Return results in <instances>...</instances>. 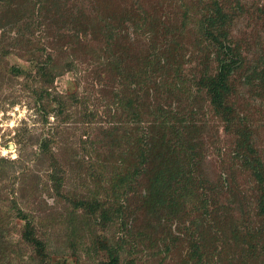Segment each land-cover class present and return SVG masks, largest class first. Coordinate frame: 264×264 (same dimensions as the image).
<instances>
[{"label":"rangeland","instance_id":"rangeland-1","mask_svg":"<svg viewBox=\"0 0 264 264\" xmlns=\"http://www.w3.org/2000/svg\"><path fill=\"white\" fill-rule=\"evenodd\" d=\"M213 1L231 16L227 31L242 63L233 76L236 93L231 99L238 114L245 116L250 143L264 167V0H0V264L41 263L20 239L26 219L45 240L48 260L42 264H104L117 238H121L123 262L178 264L184 257L187 243L180 239L177 223L140 208L149 187L142 179L123 203L122 220L129 232L121 229L120 219L107 222L98 212L86 216L85 223L83 206L73 209L71 205L84 194L104 195L102 187L109 183L90 178L89 161L102 162L107 155L131 150L134 134L139 132L116 102L121 87L117 75L108 71L103 53L106 23L120 18L152 20L155 41L162 44L159 49L168 47L166 40H175L174 52L182 55L181 70L189 79L197 67L194 55L202 54L194 43L193 24ZM69 15L79 17L75 20L78 31ZM82 24L87 34L79 30ZM127 36L131 43L135 34L128 31ZM121 42L130 45L124 39ZM131 46L143 49L142 42L133 41ZM39 60L51 63L49 95L41 97L42 82L36 74ZM185 89L178 99L166 92L147 102L179 110L185 117L191 106L195 108L194 121L203 125L197 173L203 185L198 192L209 198L210 218L212 211L218 213L220 235L211 244L234 264H239L240 255L246 256L248 264H264L257 231L262 220L256 216L257 187L251 169L234 154L232 134L223 122L206 102L198 101L202 94L192 87ZM57 94L62 96L61 106L51 99ZM42 140L55 154V163L46 155L48 150L42 154ZM19 212L27 217L19 218ZM231 222L238 231L235 240L230 235ZM176 235L180 238L174 240ZM248 244L254 246L252 257Z\"/></svg>","mask_w":264,"mask_h":264},{"label":"trees","instance_id":"trees-1","mask_svg":"<svg viewBox=\"0 0 264 264\" xmlns=\"http://www.w3.org/2000/svg\"><path fill=\"white\" fill-rule=\"evenodd\" d=\"M69 17L74 22L80 20L77 15ZM230 19L229 13L216 1H213L212 5L196 19L197 22L193 24L192 29L194 34L197 32L194 43L202 54L194 55V58H197V67L189 79L184 77L181 70L182 55L174 52L175 40H171L170 44L164 38L169 45L168 47L164 45L165 49H159L161 42L155 41V32L151 30L155 23L152 20H146V23L144 20L123 18L109 20L105 25V33H102L106 38L103 53L108 71L117 75L121 87L115 94L117 105L128 121L134 124L132 129L139 132L132 137V146L129 147L131 150L123 154L107 155L102 162H98L97 159L89 161L87 170L90 178H96V181L104 178L109 184L102 187L103 196L96 191L90 193L91 196L84 194L73 199L71 206L73 209L83 206L85 223L88 219L86 216L90 217L98 212L99 217L107 222L120 219L121 229L129 232L130 227L126 228L127 224L122 220L125 212L123 203L133 193L138 179L148 182L149 187L144 196H141L140 208L148 213L159 212L164 215L166 222L177 223L175 224L177 231L183 238L178 235L173 238L174 240L180 238L187 243L184 257L178 264H234L227 256L219 255L216 246H212L211 243L220 235L216 222L218 213L212 211L213 216L210 218L209 198L203 192H198V187L203 185L197 176L202 156L200 138L203 125L194 121L197 111L191 106L185 117L179 115V110L164 108L161 104L155 105L153 102L151 106V102H147L150 97L158 100L160 95L166 92L178 99L179 95L185 94V87L187 90L192 87L196 93L202 94L201 100L198 101L206 102L208 110L223 122L224 129L232 134L234 154L240 158L242 166L247 168L248 165L251 169V176L257 187L256 216L262 220L260 223L262 225L257 231L261 236V246H264V167L257 159L256 151L250 143V128L246 126L245 116L238 114L231 99L236 93L233 76L239 73L242 63L228 35L227 26ZM77 22L74 23L75 27L72 26L76 31ZM79 30L82 35L87 34L86 24H82ZM128 31L135 34V37H132L134 40L130 39L131 43L127 36ZM138 36L142 40H137ZM74 37L78 38V35L75 33ZM123 39L130 45H124L121 42ZM133 41L142 42L143 49L136 51V48L131 46ZM37 64L36 74L40 76L42 82L38 89V97H41L44 94L49 95L47 88L51 78V76L48 78L51 63L49 60H39ZM57 96L56 99L53 97L51 99L61 106L59 98L62 96L60 94ZM198 106L201 109V104ZM39 148L42 154L48 150L46 155L55 163V154L48 149L46 140H42ZM131 151L135 154H131ZM248 159H251L252 163ZM106 165H110V168H106ZM48 176L54 183L57 182L54 175ZM100 196L103 197L102 200ZM19 213V218L27 217L23 212ZM231 226L230 235L234 240L238 239L234 223ZM20 233V239L30 247L33 257L42 259L40 264L48 260L45 240L41 232L35 230L31 220H25ZM120 240L121 238H117L116 245L109 246V258L104 264H132V261L123 262L119 257ZM248 245L246 249L250 251L248 253L251 256L254 252L251 247L254 246ZM11 252L9 249L8 253ZM236 262L248 264L246 256L241 255ZM54 264L65 262L55 261Z\"/></svg>","mask_w":264,"mask_h":264}]
</instances>
